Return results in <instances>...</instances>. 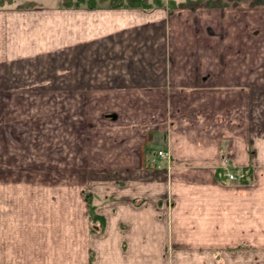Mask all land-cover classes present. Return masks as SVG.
Returning a JSON list of instances; mask_svg holds the SVG:
<instances>
[{"label":"crops","instance_id":"crops-1","mask_svg":"<svg viewBox=\"0 0 264 264\" xmlns=\"http://www.w3.org/2000/svg\"><path fill=\"white\" fill-rule=\"evenodd\" d=\"M31 1L0 9V94L60 96L43 137L59 197L14 199L0 178V264H256L264 8Z\"/></svg>","mask_w":264,"mask_h":264},{"label":"rangeland","instance_id":"rangeland-1","mask_svg":"<svg viewBox=\"0 0 264 264\" xmlns=\"http://www.w3.org/2000/svg\"><path fill=\"white\" fill-rule=\"evenodd\" d=\"M147 1L152 3V0ZM162 1L164 3L173 1L178 4L183 3L184 0ZM249 2L244 0L239 5L245 9L253 8L248 5ZM32 3L31 0L17 1V5L22 8ZM231 6L234 5L228 7ZM24 81V79H12L10 82L12 86H15V83ZM59 97L58 95L25 93L0 94V178L4 176V185V181L8 182L10 176L5 173L11 170L15 183L11 188L14 199L20 198L24 201L27 198H33L34 202H44L59 197L56 182L48 181L49 178H53L48 172L57 167V158L56 155L53 158H50L53 155L47 156L51 150L47 146L49 148L51 146L43 142V137L57 134V125L49 126L48 120L53 119L56 122L58 118ZM54 176L57 177L56 174ZM8 190L9 187L0 188V197H7ZM256 258L254 260L256 264H264V256ZM198 259L193 258L189 261H198ZM225 259L230 264L245 263V259H239L237 255H227Z\"/></svg>","mask_w":264,"mask_h":264},{"label":"trees","instance_id":"trees-1","mask_svg":"<svg viewBox=\"0 0 264 264\" xmlns=\"http://www.w3.org/2000/svg\"><path fill=\"white\" fill-rule=\"evenodd\" d=\"M17 1L20 0H0V9L8 8H21L17 5ZM241 1L244 0H184L183 3L175 4L173 1H167L164 3L162 0H152L149 3L147 0H56L57 5L61 8H80L84 7L87 9H94L100 7H106L111 9L117 8H138L142 10H152L155 8L163 7L165 4L169 11H173L177 8H189L191 10H196L198 8H225L230 5L239 6ZM248 5L250 7H264V0H249ZM27 7H33L32 5H27ZM250 174V172H248ZM244 176V175H243ZM244 179V178H243ZM93 196L88 194L86 196L87 203L89 204V215L92 222L98 221L102 223L101 218H99L94 212L91 205V200Z\"/></svg>","mask_w":264,"mask_h":264},{"label":"built area","instance_id":"built-area-1","mask_svg":"<svg viewBox=\"0 0 264 264\" xmlns=\"http://www.w3.org/2000/svg\"><path fill=\"white\" fill-rule=\"evenodd\" d=\"M170 154L167 150L165 149H160L154 152L153 154V159H152V163L155 164L156 162H166V164L170 163ZM226 178L230 181L234 180L233 175L231 174H226L225 175Z\"/></svg>","mask_w":264,"mask_h":264}]
</instances>
